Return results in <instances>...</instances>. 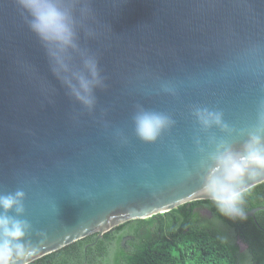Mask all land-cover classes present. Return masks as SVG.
<instances>
[{
  "label": "water",
  "instance_id": "obj_1",
  "mask_svg": "<svg viewBox=\"0 0 264 264\" xmlns=\"http://www.w3.org/2000/svg\"><path fill=\"white\" fill-rule=\"evenodd\" d=\"M72 21L60 70L18 0H0V196L23 191L0 215L27 223L30 261L91 233L146 218L201 191L210 155L243 150L264 102V0H55ZM94 103L71 94L67 77L92 80ZM222 113L228 129L193 115ZM143 111L173 123L140 139ZM264 135V133H261ZM197 140L199 143H197ZM264 181V174L250 186ZM264 205L244 211L253 216ZM29 261V262H30Z\"/></svg>",
  "mask_w": 264,
  "mask_h": 264
},
{
  "label": "trees",
  "instance_id": "obj_2",
  "mask_svg": "<svg viewBox=\"0 0 264 264\" xmlns=\"http://www.w3.org/2000/svg\"><path fill=\"white\" fill-rule=\"evenodd\" d=\"M204 204L212 218L193 207ZM264 205V181L249 187L244 211ZM148 226L147 231L140 229ZM137 235L132 247L121 244L126 232ZM239 237L247 245L241 252ZM29 264H264V210L244 219L222 216L209 199L185 202L168 211L118 224L101 236L94 232Z\"/></svg>",
  "mask_w": 264,
  "mask_h": 264
},
{
  "label": "clouds",
  "instance_id": "obj_3",
  "mask_svg": "<svg viewBox=\"0 0 264 264\" xmlns=\"http://www.w3.org/2000/svg\"><path fill=\"white\" fill-rule=\"evenodd\" d=\"M32 17L30 28L46 45L49 55L54 59L58 68H53L57 74L60 70L68 71L62 53L73 44L72 21L66 11L61 10L55 0H18ZM92 80L73 74L79 87L71 80L64 78L71 90V94L83 105L91 108L94 98L91 95L92 86L99 84L96 62L93 59L85 60ZM193 115L203 129L217 125L228 129L222 121V113L210 111L206 108L194 109ZM258 127L256 132L250 133L249 139L243 145V150L235 152L224 143L216 145V151L210 155L212 165L204 177L201 191L206 195L217 211L229 219H244L243 204L249 190L245 178L254 180L264 174V102L258 111ZM137 136L152 142L161 131L169 127L173 121L167 115L143 111L134 117ZM197 143L199 141L197 140ZM23 191L14 195L0 196V208L7 211L16 206V211L22 212ZM27 223L6 215H0V264H29L30 258L38 253V249L25 246L21 239L25 235Z\"/></svg>",
  "mask_w": 264,
  "mask_h": 264
},
{
  "label": "flooded vegetation",
  "instance_id": "obj_4",
  "mask_svg": "<svg viewBox=\"0 0 264 264\" xmlns=\"http://www.w3.org/2000/svg\"><path fill=\"white\" fill-rule=\"evenodd\" d=\"M193 212L197 215H199L200 217H205V218H212L213 214L212 211L205 206L204 204H198L195 205L193 207ZM147 225L146 226H142L141 227V233H143L142 231H147ZM137 239V235L133 234L132 232H126L122 238H121V244L123 246H127L128 248L132 247L133 243L135 242V240ZM236 245L238 246L239 250L241 252H244L247 249V245L244 241H242V239H240L239 237L236 238Z\"/></svg>",
  "mask_w": 264,
  "mask_h": 264
}]
</instances>
